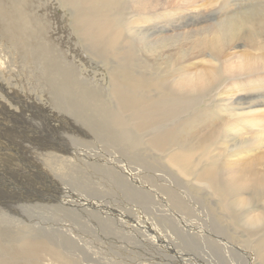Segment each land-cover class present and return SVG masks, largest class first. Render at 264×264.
Here are the masks:
<instances>
[{"label": "bare ground", "instance_id": "obj_1", "mask_svg": "<svg viewBox=\"0 0 264 264\" xmlns=\"http://www.w3.org/2000/svg\"><path fill=\"white\" fill-rule=\"evenodd\" d=\"M3 1H6L5 4L0 0V22L2 23V21H4L6 25L3 24L5 25L4 27L0 24V26H3L6 29V33H10L12 37L28 34V32L32 30L29 26L33 23L26 19V12L24 13L25 9L22 8L24 6L18 5V3H20L18 0ZM222 1H224V4ZM231 1L58 0L59 4L66 9L67 12L65 13L70 15V22H68V19L63 15L59 17L55 12L51 11L50 13H53L56 19L62 18L63 20L64 26L58 27L57 29L59 33L53 34L51 30V23L53 22L51 21L48 22L47 26L42 24L38 25L35 32L32 30V35L28 34V36L33 39L25 41L26 50L30 42L35 41L39 43V46H36L37 48L33 46L29 50L37 52L39 49L38 54L42 62L37 59V57L35 58V62L41 64L36 69L38 75H44L47 72V77L44 76L42 78V80H44L42 86L47 87L49 90L46 95H53L52 92L61 85L63 88V96L68 99L67 102H60L59 105L55 104L56 106L58 105V108L56 107L57 110H53L52 112H55L57 118L53 119H57L59 123L64 122L66 120L63 117L69 113L67 111H70L75 114V119H78V121L87 123L92 122L86 125L87 127L85 130H75L80 137V141L78 140L77 142L82 143L75 146L79 149L76 157L83 153V149L93 145V148L100 147L104 152L114 157L116 161L117 159H121L123 164L120 166L118 163V167H112L110 162L109 168V164H106L107 166L97 164L94 159H90L91 162H86L85 166L87 168L103 172L101 177L103 178L105 188H107L106 185L109 181L113 184L110 185L108 183V187L111 188L105 191L100 189L97 183H87L84 180V176L82 180L77 182L74 180L73 174H76V168L78 166L75 163L76 157L74 163H72L71 160L70 162H66L69 149L72 147L70 143H74V141L69 138L70 136L67 137L64 135L68 139L63 141L58 140L56 145H50V149L52 150L51 154L54 158L51 157L46 160L50 161L53 159L50 161V165L53 164V162L61 164V171L50 172V183H52L55 188V190L53 188L54 191L52 192L51 199L53 202L60 205L58 208H60L61 214L59 215L60 217L58 216L52 219L51 224H49L55 226L54 228L58 229L57 231L59 233L62 232L64 237H57L58 240H53L49 237V233L47 234L45 232L46 230L35 229L33 232L29 230V235L24 232V234H15L17 238L11 240L6 237L9 234L4 232V234H2L3 237L0 238V243L5 240L10 244L7 247H0V250L4 249V255L0 256L2 264H79L78 261H72L69 258L71 256V254L68 253L70 252L69 247L71 244L75 246L78 239L69 234L68 224L66 222L68 215L69 217L75 216L74 218L77 219L78 222L81 221L82 227L84 228L86 222L90 225V223L97 222V219L99 221V210H104V212L111 211L109 206L112 207V205H116V208L114 207L116 210H113L115 213L119 212L121 209L126 211L128 216L134 214L133 207H130V201H135V199L138 201L144 200L147 206L150 204L149 208H145L144 213L146 216L147 211L149 215L154 214L155 216L158 214L160 210L155 214L157 208L155 210L156 205L153 202L157 197L160 199V197L163 196L159 193L158 189L162 186L164 189L161 192L169 193L168 191H170V188L173 191L180 192L177 187L179 186V182L177 184L175 180L173 181V178L168 179L164 176V172L158 174L160 170L152 168L148 163L143 161V155L149 153H154L161 158L166 164V166L162 168L174 172L182 179L181 184L186 183V185L189 186L184 189L190 190L192 197L196 195L197 198L199 196L204 198V200L213 201L221 212H224L223 214L226 216L227 221L234 226H238L239 230H243L245 234L247 232L240 240L245 249L234 247L238 250L236 251L233 250L232 246H229L230 243L228 245L225 231H221L219 228L220 226H216L213 222H207L210 220L209 218L205 217L203 222H199L200 220L198 222H191V224H211L210 226L213 227L212 231L215 230V233H208L207 229V234H210L209 238H211V244L208 243V237L203 241L211 245L210 255H208L207 259H213L215 256L222 255L223 257H220L222 263L235 264V260L232 261L233 257L236 256L241 259L242 255L246 260L253 256L254 261H256L255 264H264V0H243L236 4L235 1L237 2L238 0ZM30 2L31 0H26L27 10H29ZM219 2L223 4L221 8L223 14L215 18L213 17L215 20L219 19L218 22L208 26L204 25L203 27L200 26L201 23H195L182 33L181 29L178 27V19L176 16L179 15V17H181L186 14L188 15V11H194V14H199L200 12L198 9H200V6H198L197 3H200V5L204 3L211 7ZM170 3L174 4L170 6ZM177 4L184 5V7L186 6L185 12L178 13L181 7H176ZM166 5L170 6V9H166ZM204 7L203 5V8ZM230 8L235 9L231 11ZM224 10L226 11L224 12ZM205 11L207 12V10H204V12ZM215 11L218 12L217 10ZM24 17L25 20L23 22ZM24 26L27 30H25ZM187 26L185 25L184 28ZM183 35L184 37L182 38ZM7 37L10 38V36ZM3 38L5 37L3 36ZM45 38L46 43L44 44ZM52 38L59 41L63 48H66L65 51L61 48V52L64 53L62 59L59 58L56 51H52ZM183 41L185 43H183ZM169 44L172 48H169ZM67 45L69 46L68 48ZM234 45L237 46L234 47ZM181 47H186L184 50L186 52L185 54ZM231 49L239 50L229 53L228 50ZM84 51L88 52L86 54L98 60L104 66L108 63L110 69L105 68L109 70L108 76L110 78V89L107 95L113 99L114 104L107 105L102 97L96 95V85L94 86L89 83V80H87V82L91 86L77 80L78 72H76L75 67L78 65L76 66L68 56L70 57L72 54H75L73 58L85 59L83 57L86 56L85 54L83 55ZM202 57H207L208 60L202 63L204 60L202 59L201 62L200 59L199 61L202 63V69L194 72L193 67L200 64L194 60H198V58ZM196 69L198 70V68ZM52 72H55V74L52 75ZM4 104L6 105V103ZM40 109H42V107ZM11 110L12 109H10V111ZM15 111L16 114L19 113L17 112L18 110L15 109ZM86 112L89 116L85 115ZM64 123L67 125L68 130L71 129L73 124H69L67 121ZM24 133H26V131ZM76 136L75 134V137ZM16 142L19 143V141ZM22 143L23 142H21V144ZM39 147L41 146L39 145ZM118 147L133 152L135 158H126L124 153L118 150ZM31 150L27 149L26 153L32 154L35 152V150H32L33 152ZM55 153L57 154L56 156H54ZM101 153L102 151L100 155L103 156L104 153L103 155ZM81 156L84 158V155ZM158 157H156V159ZM88 158L89 155H86L85 161L89 160ZM20 160L22 161V159ZM162 160H160V162ZM3 161L1 162L0 160L1 163H4ZM40 164L43 163L40 162ZM43 165L41 166L43 167ZM72 168L74 170H72ZM132 168L141 171L138 172L139 174L137 173V177H143L142 183L145 186V190L142 192H140L138 187L132 184V179L134 178L131 172H129ZM86 170L85 168V171ZM104 172L118 173H110L108 175ZM86 174L85 172L83 173V175ZM91 174L93 175L92 172ZM171 176L175 177L173 175ZM87 178H89V176ZM9 179L11 180V178ZM7 181L5 179V182ZM3 182L1 181V183ZM152 185L156 188L153 190L156 191L154 200H150L148 193H146L147 190L152 193ZM103 186H101V188ZM14 188L15 187L12 189ZM115 188H117L116 192L114 191ZM2 190H0V192H2ZM76 191L82 194H86L87 192V194L92 195V197L88 196L87 198H82V196L74 194ZM165 200L166 202L168 201L172 207L178 209L180 215H185L183 213L184 211H181L183 208L180 207L182 200L185 201V207L188 210L192 207V203L182 196L178 197L177 201L175 198L170 199L169 197L168 199L165 198ZM4 202L5 201H3V203ZM49 204H52V202ZM25 206L27 205H23L24 208ZM139 207L143 208L144 205ZM136 210L137 213H139V208ZM163 211L165 212V210ZM202 212L204 213V211ZM218 212L220 213L219 210H217V213ZM207 215H209V212ZM134 216L135 215H133V219L128 220L134 224H136L135 219H137V221L140 220L139 224L143 229L148 227L145 224L146 222L147 224L150 222L149 224L155 226L154 221H156V218L153 216V219L151 217L152 215L150 216L152 219H147V217L145 218L146 220L139 217L135 218ZM50 217H52V215ZM4 218L8 217L5 216ZM21 219L23 220V218ZM21 219L20 222H22ZM8 220L7 222L9 223L10 221ZM113 221L116 223L117 219H113ZM7 222L5 223L7 224ZM159 222L160 224L155 227L160 228L161 232L168 236L169 239L175 240L178 237L176 234L178 228L176 229L172 226V224L178 222V219L174 222H171L169 219L167 223L166 220H160ZM12 224L14 225V222ZM16 224L17 222H15V225ZM24 225L26 226V224ZM98 225L100 229L104 231H114V228L110 227L108 221H104ZM191 226L192 229L197 228L195 231L198 230V227ZM176 227L178 226L176 225ZM203 227L204 226L200 228L204 229ZM22 228L25 229L26 227ZM96 228L99 230L97 225ZM118 228L115 227V230L118 232L119 236L109 237L112 239L117 238L121 241V239L124 238L121 236L120 232H122L121 230L125 231L127 229L122 228L119 231ZM131 228L132 229L127 231L132 230L133 234H136L135 226ZM141 228H139V230ZM90 229L92 230V228ZM209 229L211 230V227ZM204 230L206 231V229ZM11 231L15 230L13 229ZM85 231L87 230L85 229ZM195 233L191 231L189 236L193 237ZM125 234L129 237L128 232H125ZM207 234L205 233L206 236ZM184 238H186V236L183 237V239ZM155 239L159 243H162L158 237ZM178 239L180 238L178 237ZM167 243H169V241H167ZM193 245L195 246V243ZM123 246L124 243L121 248H119L122 251L124 250ZM178 247L177 245V248ZM208 247L209 246H207L206 249ZM184 250L183 252H185ZM208 264H210V262H208ZM212 264L216 263L212 262Z\"/></svg>", "mask_w": 264, "mask_h": 264}, {"label": "rangeland", "instance_id": "obj_2", "mask_svg": "<svg viewBox=\"0 0 264 264\" xmlns=\"http://www.w3.org/2000/svg\"><path fill=\"white\" fill-rule=\"evenodd\" d=\"M1 1L4 4L6 2V1L4 2L3 0H1ZM228 1H231V0H228ZM232 1H234V0H232ZM242 1L243 0H238L237 2L235 1V4L239 3V2H242ZM18 2H20V3H18V5L24 6L22 8L25 9L24 13L26 12L25 13V16H27L26 19L28 21H30L31 23H33L32 25L29 26V28L31 27L30 29H32L34 32H35V29L38 28V25L42 24V25L47 26L48 22L52 21L53 23H51V26H52L51 30H52L53 34L59 33L57 31V29H58V27H63L64 26L63 20H62V18L56 19L55 16H53V13H50L51 11L55 12L56 15L59 16V17L63 15L65 18L68 19V22H70V20H71L70 15L65 13V12H67L66 9L63 8L61 6V4H59L58 0H31V2L29 4V8H28L29 10H27V7H26V0H18ZM222 2L224 4V1H222ZM222 2H219L218 4H216L214 6L212 5L211 7L209 5H206V4L203 3V5L205 6L204 8H203V5H200V3H197L198 6H200V9H198L199 12H200L199 13L200 16L197 13L194 14L193 13L194 11H191V12L188 11V15L186 14V15L181 16V17H179V15H178V16H176L177 19H178V27L181 29L182 33H184L185 29L193 26L195 23H201L200 26L203 27L204 25L208 26V25H210L212 23L218 22L219 19L215 20L214 18L218 17L221 14H223V11L221 10L222 5H223ZM173 4L174 3H170L169 5L171 6ZM179 5L177 4V6H176V7H181V10L178 13L185 12L186 6L184 7V5H180V6ZM170 6L166 5V9H170ZM203 9L207 10V12L206 11L204 12ZM234 9L235 8H233V9L230 8L231 11L234 10ZM215 10H217L218 12H216ZM212 11H213V13H212ZM225 11L226 10H224V12ZM51 16H53V17H51ZM39 17H40V19H39ZM24 20H25V17L23 19V22H24ZM38 20H40V21H38ZM34 22L35 23L37 22V23L35 24ZM67 23H66V25H67ZM0 24L1 25H3V24L6 25V23L4 21H2V23L0 22ZM34 24H35V26H34ZM5 25H3V26L5 27ZM185 25L186 26L188 25V26L186 28H184ZM3 26H0V32H1L0 33V95H1L0 96V117H1V119H0V130L2 129L0 131V160H1V162L4 160L3 161L4 163L0 162V174H1L0 175V180L2 182L3 181L4 182L1 183V181H0V185H1L0 186V190L3 189L2 192H0V200H1L0 201V221H1V223H0V236L1 237L0 238L3 237L2 234H4V232L6 234H9L6 237H8L11 240H13V238H17L16 235L22 234L23 232L25 234H28L29 230H32V232H33V230L35 231V229H42L43 231L46 230L45 232L47 234L49 233L48 235H49V237L51 239L58 240L57 237H64V236H63L62 232L59 233L57 231L58 229L54 228L55 226L50 225L51 222H52V219L58 217L61 214L60 208H58L60 205H58L56 202H53L52 199H51L52 198L51 197L52 192L55 190V188H54L53 184L50 183L51 182V180H50L51 179L50 172H52V171L53 172L61 171V169H60V165L61 164H59L57 162H53V164L50 165L49 163L53 159L50 160V161L46 160L48 158L53 157L52 154H51L52 150L50 149L51 148L50 145H52V144L56 145L58 140H62L63 141V140L68 139L65 136H67V137L70 136L69 138H71L72 141H74V143H70L72 145V147H70V149H69V153H68L69 156L67 155L66 162H70V160H71V162L74 163L75 157L77 156L76 154L79 152V149L77 147H75V146L82 144L80 142H77L78 140L80 141V137H79V134L77 133V131L79 129L85 130V128L87 127L86 125L87 124L89 125L92 122H88L87 123V122H83V121H78V119H75V116H74L75 114H73L70 111H67L69 113H67L66 116L63 117V118L69 124H73L71 126V129L68 130L67 125L64 123L66 121L59 123V121L57 119H53V118H57V115L55 114V112H52V111L53 110H57L58 105L60 104V102L61 103H64V101L67 102L68 99H67V97L63 96V88H62L61 85H59L57 87V89L54 92H52L53 95H50V96L46 95L49 92V90H48L47 87H45V86L43 87L42 86V84L44 83V80H42V78L44 76L47 77V72L45 70L46 73L44 75H41V74L38 75V73H37L38 71L36 69L37 67H39L41 65V64L35 62V58L36 57H37V59L40 60V58H39L40 56L38 54L39 49H38L37 52L29 50L33 46H35V48H37L39 46V43L35 42V41H32L33 43L30 42L29 46L27 47V50H26L25 49V41L29 40V39H33L30 36H28V34L32 35V30L30 32H28V34L19 35L17 37H12L10 35V33H8V32L6 33V29ZM25 30H27L26 27H25ZM2 31H5V32H2ZM2 35L5 38H3ZM7 36H10V38H8ZM183 37H184V35L182 36V38ZM75 42H78V41H75ZM45 43H46V38L44 40V44ZM61 43H63V42H61ZM183 43H185V42L183 41ZM47 45H48V43H47ZM60 46L61 45H60L59 41H56V40H54L52 38V51H56L58 56H59V58L62 59L64 53H62L61 51L62 50L65 51L66 48H63L62 46L61 47ZM236 46L237 45H234V47H236ZM68 47L69 46L67 45V48ZM234 47H233V49H234ZM61 48H62V50H61ZM169 48H172V47H170V44H169ZM185 48L186 47H183L182 51H184ZM233 49L228 50V52L232 53V52H235V51L239 50V49H237V50L236 49L233 50ZM86 53H88V52H85V51L83 52V55L84 54L86 55V56H83L85 59H83V58L82 59H76V57H74L75 58L74 59L73 56H75V54H72L70 57L68 56V58H71L72 61L76 64V66L78 65L77 67H75L76 68V72H78L77 73L78 74V76H77L78 78L76 77L77 80L79 82H82V83H87V84L91 83L94 86L96 85L95 86L96 87V92H97L96 95L102 97L103 101L105 100L104 102H106L107 105L114 104L113 99L109 95H107L109 93L108 90L110 89V80H109L110 78L108 76L109 75V70H106V69H110L108 67V63H107V65H105L106 66L105 67L98 60L90 57V55H88ZM183 53L185 54L186 52L184 51ZM200 59H201V62H202V59L204 60L202 63H205V61L208 60L207 57L206 58L202 57V58H198V60L195 59L194 61L200 63V61H199ZM202 63L197 64L198 67L195 65L193 67L194 68L193 71L196 72V71H199L200 69H202ZM196 68H198V70ZM96 72L98 73V75H97ZM51 74L53 75V74H55V72H52ZM87 80H89L88 81L89 83L87 82ZM104 88H105V90H104ZM4 100H6V101H4ZM12 100H13V102H12ZM62 100H63V102H62ZM24 101H25V103H24ZM4 103H6V105ZM8 103L10 104V107H9ZM55 104H58V105L56 106ZM41 107H42V109H40ZM14 108L16 110H18L17 112H19V113L16 114V111H15ZM10 109H12V110L10 111ZM6 112H7V114H6ZM85 115L89 116L87 112L85 113ZM22 117H24V118H22ZM90 119H92V118H90ZM8 123H9V125H8ZM45 125H46V127H45ZM15 130H16V134H15ZM75 130H77V131H75ZM25 131H26V133H24ZM44 131H45V133H44ZM29 133H30V135H29ZM75 134L77 135L76 137H75ZM35 136H36V139H35ZM40 137H41V139H40ZM3 140H4V142H3ZM16 141H19L20 144L17 143ZM21 142H23V143L21 144ZM39 145L41 147H39ZM45 145L47 146V148H46ZM44 146H45V148H44ZM19 147H20V149H19ZM23 148H27V149H30V150L32 149V150H35V152H33L31 150L33 153L32 154H27L26 153L27 149H23ZM92 148H93V145L90 146V147H87L86 149H83L84 150L83 153H81L80 155H78V157H76V162L75 163L78 166L76 168L77 169L76 174L75 173L73 174L74 180L77 182L79 180H82L83 176H84V180L87 183H97V186L100 189L108 191V188H111V187H108L109 184L110 185H113V184L109 181L108 182L109 184L107 183V185H106L107 188H105V184L103 182V178L101 177L103 172H98V170H95V169L93 170V169L87 168L85 166V164H86L87 161H90V159H94V161L96 160L97 164H103V165L107 166L106 164H109L111 162L110 164H111L112 167L113 166L118 167L119 165L121 166V164H123V161L121 159H117V161H116L114 159V157L110 156L107 152H104V150L101 149L100 147H94L95 149L94 148L92 149ZM98 149H100V150H98ZM118 150L122 151L124 153V155L126 156V158H130V157L135 158L133 152H131V151H128V150H126L124 148H121V147H118ZM12 151H14V152H12ZM36 151H37V153L40 151L39 152L40 154L38 153L39 154L38 155L36 153ZM101 151H102V153H101L102 155L104 153V155H103L104 157L100 155ZM107 154H108V156H107ZM56 155L57 154L55 153L54 156H56ZM81 155H84V158ZM86 155H89V158H88L89 160L85 161V156ZM143 156H144L142 158L143 161L148 163L152 168H154L156 170H160V172H158V174H161V173L164 172L163 174H164L165 177H167L168 179H172L173 178V181L175 180V182H177V184L179 182V186H177L179 188V190H178V188H177V190L180 191V192H176L175 190L173 191L171 188H170V191H168L169 193L161 192L164 189V187L161 186L158 189L159 193H161V195H163L166 199H168V197L170 199L171 198L172 199L175 198L176 201H177L178 197H181V196L185 197L190 203H192L191 209L188 210L185 207V201L182 200V204H181L180 207H182L183 209H181V208L180 209H181L182 212L184 211L183 213L185 215H180L179 214V210L174 208V207H172L169 204L168 201L166 202V200H165V198L163 196L160 197V199H158V197H157L154 200V195L156 197V194H155L156 191H153V190H155L157 187L153 184L156 188L152 185V187H151L152 188V190H151L152 193H150L149 190H147L146 193H148V196H149L150 200H154L153 202L156 205L155 210L157 208L156 211L154 210L155 214L158 213L157 211L160 210V212L158 214H156L155 216H154V214H150L149 215L148 211H147V216H146L144 211H145L146 207L149 208L150 204H148V206H147V204L145 203L144 200L138 201L137 199H135V201H132V200L130 201V207H133V213L134 214H132V215L130 214V216H128L127 212L123 211L121 209H120L119 212L115 213V212H113V210H116V209H114V207L116 208V205H114V206L112 205V207L109 206L111 211H105L104 212V210H99L100 211L99 221L97 219V222L90 223L91 226L88 224V222H86V225H85V222H84V225H85L84 228L82 227V222L81 221L78 222V220L74 218L75 216L74 217H72V216L69 217V215H68V217L66 218V222L68 224L69 234L71 236H74V237H76L78 239V241L76 242L75 246H74V244H71V246L69 247V251L70 252H68V253L71 254V256L69 258L72 261L76 260V261H78L79 264H141V263L142 264H199V263L208 264V262H210V264H212V262L216 263V264H225V263H222V261L220 259V257L221 258L223 257L222 255L221 256L218 255V256L213 257V259L215 261L213 259H207L208 255H210V249H211V245H208V243L211 244L210 243L211 238H209L210 234H207V229H208V233H210V232L211 233L212 232L215 233V230L212 231L213 227L210 226L211 224H204V223H201V224L197 223L199 225L191 224V222H193V221L198 222L200 220L199 222H203L205 217L210 219L207 222H213V224H215L216 226L217 225L220 226L219 228L221 229V231H225V233H226L225 236H226V240L228 241V245L230 243L229 246H232L233 250L238 251L236 249L238 247H241V248L245 249L243 247V245H242V242L240 241L243 238L245 232L243 230H239L238 226H234V225H232V223L227 221L226 216L223 214L224 212H221V210L216 206V204L213 201H208L207 199L204 200V198L199 197V196L197 198L196 195H194L192 197V194H191L190 190L184 189L185 187L188 188L189 186L186 185V183H182L181 184L182 179L179 178L174 172H171L168 169L172 173L171 174L169 171H167L166 169L162 168V167H165L166 164L164 163V161L161 158L156 156L154 153H149V154L143 155ZM107 157H108V159H107ZM156 157H158V158L156 159ZM15 158H16V160H15ZM36 158H37V160H36ZM20 159H22V161ZM60 159H57V160H60ZM160 160H162L161 162H163V163H161ZM40 162L43 163L44 165L45 164L46 165L44 166L43 164H40ZM37 163H39V164H37ZM118 163H119V165H118ZM110 164H109V168H110ZM41 165H43V167ZM15 166H18V167H15ZM105 166H104V168H105ZM11 168H13V169H11ZM85 168L87 169L86 171H85ZM15 169H16V171H15ZM18 169H20V170H18ZM40 169H41V171H40ZM72 170H74V169L72 168ZM90 170H92V171H90ZM111 170H113V169H111ZM164 170H166V171H164ZM10 171H12V172H10ZM89 171H90V173H89ZM84 172L87 173V174L83 175ZM91 172L93 173V175L91 174ZM129 172H131V174L133 175V178H134V179H132V184L134 186L138 187L140 189V192L144 191L145 190V186L142 183L143 182V179H142L143 177H141V176H140L141 178L139 176L137 177V175L139 174L138 172H141V171L138 170V169H133L132 168V170H130ZM110 173L111 174H117L118 172H106L105 174L109 175ZM24 174L25 175L28 174V175L25 176ZM87 175L89 176V178H87L88 177ZM94 175H95V177H94ZM98 175H100V176H98ZM108 175H107V177H108ZM171 175H173L175 177H172ZM26 177H27V179H26ZM9 178H11V180ZM13 178H16V179H13ZM40 178H42L43 180L40 179ZM5 179H6V181L7 180L8 181L5 182ZM33 179H35V180H33ZM178 179H180V180H178ZM139 180H141V181H139ZM9 181H10V183H9ZM12 181L14 182V184H13ZM26 181H27V183H26ZM136 181H138V182H136ZM15 183H16V185H15ZM18 183H19V185H18ZM33 183L34 184L36 183V184L34 185ZM138 183H141V184H138ZM103 184H104V186H103ZM6 185H8V186H6ZM140 185H142V186H140ZM9 186H10V188H9ZM101 186H103L104 188L103 187L101 188ZM13 187H15V188L12 189ZM53 188H54V190H53ZM22 190H24V191H22ZM116 190H117V188L114 189L115 192H116ZM26 191H29V192H26ZM30 191H32V192H30ZM90 191H91V189H90ZM11 193H13V194H11ZM17 193H19V194H17ZM74 194L75 195L77 194V196H82V198L83 197L87 198L88 196L92 197V195L87 194V192H86V194H82V193L76 191ZM27 195L28 196L30 195L31 197L30 196L28 197ZM15 196H16L17 200L15 199ZM189 196H191V197H189ZM121 197H122V195H121ZM3 201H5V202L3 203ZM107 201H108V199H107ZM22 202H25L26 204L22 203ZM51 202H52V204H49ZM19 205H20V207H19ZM23 205H27V206H25V208H24ZM141 205H144V207L143 208L139 207ZM162 206H164V207H162ZM10 207H12V208H10ZM170 207H172V208H170ZM207 207H208V209H207ZM137 208H139V213H137V210H136ZM26 209L29 210V211H27ZM142 209H144V210H142ZM200 209L202 211H204V213ZM95 210H97V209H95ZM163 210H165L166 213ZM207 210L209 212V215H207L208 214ZM217 210H219L220 213L219 212L217 213ZM25 213H27V214H25ZM186 213L188 214V216H187ZM120 214H121V216H120ZM159 214L164 216V217L160 216ZM4 215L6 217H8V218H4L5 217ZM23 215H24V217H23ZM51 215H52V217H50ZM125 215H126V217H125ZM133 215H135L134 216L135 218L139 217L141 219L142 218L145 219L147 217H148L147 219H152L153 216H154L156 218L155 220L158 221V222L154 221L155 226L160 224V222H159L160 220H163V221L166 220V223H167L168 219L171 220V222H174L175 220L177 221V219H178V222L175 223V224H172V226L175 227L176 229L178 228L177 231H176V234H177V236L180 239H178V237L175 240L169 239L168 236H166L164 233L161 232L160 228L149 224L150 222H148V224H147V222L145 223L148 226L147 228H144V229L141 228L140 224H139L140 220L137 221V219H135L136 224H134L130 220H128V219H133ZM9 216H10V218H9ZM122 216H124V217H122ZM127 217H129V218H127ZM21 218H23V220ZM161 218H163V219H161ZM223 218L225 219V221H224ZM20 219H21L22 222H20ZM113 219H117L116 223H114ZM7 220L10 221V222L8 223ZM13 220H16V221H13ZM27 220H28V222H27ZM104 221H108L110 227L114 228V231H110V230L104 231V230L100 229L98 224L103 223ZM5 222H7V224ZM13 222H14V225H15V222H17V224H16L17 226L15 225V228H14V225L12 224ZM18 223H20L23 226H21ZM22 223L26 224V226L24 224H22ZM4 224H6V225H4ZM190 224L195 226V227H198V230L195 231L197 228H193L192 229V226ZM96 225L98 226L99 230H97ZM176 225L178 227H176ZM133 226H135L136 234L135 233L133 234L132 230L127 231L129 229H132L131 227H133ZM202 226H204L203 228L206 229V231L204 229L200 228ZM22 227H26V228L23 229ZM89 227L92 228V230ZM115 227H117V228L119 227L118 228L119 231L122 228H126L127 229L125 231L121 230L122 231V232H120L121 236L124 238V239H121V241L118 240L117 238L112 239L111 237H109V236H113V237L119 236L118 232L115 230ZM210 227H211V230L209 229ZM139 228H141L142 230L141 229L139 230ZM13 229L15 231H11ZM85 229L89 233L87 231H85ZM1 230L2 231L4 230V231L2 232ZM24 230H26V231H24ZM190 230L193 231L194 233L196 232L195 233L196 236L195 235H193V237L189 236L190 232H191ZM13 232H15V233H13ZM125 232L129 233V237H128L127 234H125ZM53 233L54 234L56 233V234L54 235ZM179 233L181 234V236H180ZM205 233L207 234V236L205 235ZM246 234H247V232H246ZM50 235H52V236H50ZM124 235H126V236H124ZM182 235H184V236H182ZM146 236H147V238H146ZM185 236H186V238L183 239V237H185ZM126 237H128V238H126ZM157 237L162 241V243H159L155 239ZM164 237H165V239H164ZM206 237H208V241H209L208 243L206 241L203 242ZM190 238H191V241H190ZM99 239H100V241H99ZM177 239H178V241H177ZM167 241H169V243H167ZM193 242L195 243L196 247L193 245L194 244ZM123 243H124V246H123L124 250L122 251L119 248H121ZM189 243H191V244H189ZM9 244H10L9 242L7 243L5 240H3V242L0 243V247H2V248L4 246L7 247ZM177 245L179 246L178 248H177ZM207 246H209L210 248L208 247L206 249ZM234 247H236V248H234ZM202 248H204V249H202ZM80 249H82V250H80ZM3 250L4 249L0 250V256L4 255ZM183 250L185 252H183ZM111 255H112V257H111ZM189 257H191V258H189ZM241 257L242 258L239 259L236 256H234L232 261L235 260V262H234L235 264H255L256 263V261H254L253 256L249 257V259H247V260L242 255H241ZM0 264H2L1 258H0Z\"/></svg>", "mask_w": 264, "mask_h": 264}]
</instances>
